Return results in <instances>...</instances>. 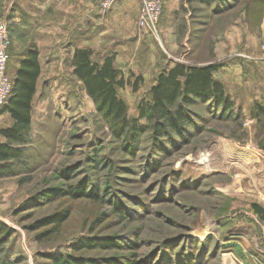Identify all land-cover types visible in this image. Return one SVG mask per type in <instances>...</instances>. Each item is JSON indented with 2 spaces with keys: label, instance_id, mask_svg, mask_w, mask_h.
<instances>
[{
  "label": "rangeland",
  "instance_id": "obj_1",
  "mask_svg": "<svg viewBox=\"0 0 264 264\" xmlns=\"http://www.w3.org/2000/svg\"><path fill=\"white\" fill-rule=\"evenodd\" d=\"M100 1L0 0L13 29L9 74L30 48L42 66L27 165L0 180V223L14 231L1 264H264V220L252 207H264V120L252 116L264 104V0H165L157 33L138 27L142 0L130 10L119 1L110 18ZM92 17L113 40L94 36V59L113 53L127 80L143 76L136 91L118 88L130 117L166 68L217 62L233 118L199 104L181 134L148 132L125 150L71 66ZM70 186L99 198H74ZM65 213L56 232L36 226Z\"/></svg>",
  "mask_w": 264,
  "mask_h": 264
},
{
  "label": "trees",
  "instance_id": "obj_2",
  "mask_svg": "<svg viewBox=\"0 0 264 264\" xmlns=\"http://www.w3.org/2000/svg\"><path fill=\"white\" fill-rule=\"evenodd\" d=\"M164 10L165 1L163 12ZM71 66L74 76L83 83L98 112L111 127L115 137L123 142L128 152L133 150L132 147L139 144L141 137L148 132H152L155 139H162L168 133L181 134L191 124L193 107L196 105L211 103L217 112L220 111L218 118L222 120L231 119L235 114V102L223 81L214 76V73L223 67L222 63L209 62L198 65L177 62L172 67L166 68L159 73L155 84L151 87V98L144 99L139 104L138 117L128 115V106L119 96L118 88L128 84L136 91L143 76H135L133 73L135 81L127 80L123 70L116 65L115 54H106L96 60L92 48L78 46L72 54ZM41 73L39 50L30 48L20 59L13 78L11 97L2 107V112L10 114L13 125L0 129V136L4 139L0 140V180L17 175L27 165L33 103ZM237 115L239 113L236 112V117ZM252 116L263 121L264 104L257 103L252 109ZM142 120L145 123H142ZM68 194L74 198H99L98 191L93 192L86 187L77 189L70 186ZM53 195L48 193L47 196L53 197ZM252 207L264 220V207L259 203H253ZM65 214L41 221L36 226L54 222L51 231L56 232L67 219L68 214ZM13 233L11 227L0 223V256L4 253ZM49 233L51 232L48 231L42 236ZM52 258L53 264H81L71 256Z\"/></svg>",
  "mask_w": 264,
  "mask_h": 264
},
{
  "label": "built area",
  "instance_id": "obj_3",
  "mask_svg": "<svg viewBox=\"0 0 264 264\" xmlns=\"http://www.w3.org/2000/svg\"><path fill=\"white\" fill-rule=\"evenodd\" d=\"M119 1L121 0H101L99 4L101 14L107 15ZM163 7V0H142L138 27L157 33L163 14ZM11 42L10 24L7 21L0 20V108L7 104L14 86L13 78L8 72Z\"/></svg>",
  "mask_w": 264,
  "mask_h": 264
},
{
  "label": "crops",
  "instance_id": "obj_4",
  "mask_svg": "<svg viewBox=\"0 0 264 264\" xmlns=\"http://www.w3.org/2000/svg\"><path fill=\"white\" fill-rule=\"evenodd\" d=\"M126 1H128V2H126ZM165 1V0H164ZM101 2V1H100ZM124 2H126V5H125V8H128L129 10H130V8H129V5L130 4H132V5H134L135 4V0H124ZM3 2H0V9L3 7ZM116 4H118V2L116 3ZM115 4V5H116ZM119 4H120V6H123L124 5V3H123V1L120 3L119 2ZM118 4V5H119ZM114 5V6H115ZM117 6V5H116ZM128 11V10H127ZM109 13V12H108ZM107 13V14H108ZM112 13L113 12H111L110 14H108V15H106V17L107 18H110V16L112 15ZM118 15H120V14H118ZM117 15V16H118ZM105 17V18H106ZM122 14H121V16L120 17H118L117 18V21H120L121 19H122ZM102 18V17H101ZM106 18V19H107ZM93 19V21H91V23L89 24V27H88V29L86 30V31H84V32H86L85 33V36L84 37H82V38H86L85 39V41L86 42H88L87 44L88 45H86V44H84L83 46H81V47H89V48H92L93 49V42H90V40L95 36V38L99 41V42H104V45L105 46H109V45H111V43L113 42V40H112V38L110 37V36H108L107 34L110 32V30L109 29H105V32H108L107 34H103V35H101V32L102 31H104V30H102L101 31V29L99 30V31H97V28L99 27L98 25H99V21L96 19V18H91V20ZM103 19V18H102ZM16 22H19V19L16 17ZM10 35H11V41L13 42V29L10 27ZM100 36V37H99ZM101 37H103V38H101ZM84 41V42H85ZM12 42H11V46H12ZM12 48V47H11ZM11 50V49H10ZM2 116H8V118L10 119V123L9 124H6V125H3V126H0V129L1 128H4V127H9V126H11V125H13V119L11 118V116H10V114L9 113H7V112H1V114H0V118L2 117Z\"/></svg>",
  "mask_w": 264,
  "mask_h": 264
}]
</instances>
